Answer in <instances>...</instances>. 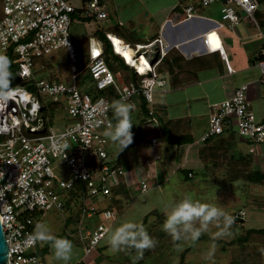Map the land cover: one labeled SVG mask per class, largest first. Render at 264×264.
<instances>
[{
    "label": "built area",
    "instance_id": "2783aa9c",
    "mask_svg": "<svg viewBox=\"0 0 264 264\" xmlns=\"http://www.w3.org/2000/svg\"><path fill=\"white\" fill-rule=\"evenodd\" d=\"M217 1L222 3L224 21L239 23L240 12H243L257 22L255 13L261 6L260 0H199L201 6ZM78 11L81 16L93 19L108 16L105 0H85L81 7L69 0H3L0 51L4 53L13 49L17 54V73L22 83H31V87L24 84L12 86H19L15 98L0 102V213L9 247V264H47L37 252L39 241L31 239L35 219L51 209L63 210L68 191H78L75 187L77 181L84 182L86 190L78 199L81 215L76 237L87 254L96 250L111 230L118 213L112 206L100 207L92 197L111 198L114 187L125 175V169L113 162L108 139L104 136L109 126L114 125L112 102L126 99V102L133 103L136 95H142L148 102L151 120L158 122L152 104L157 88L166 82L158 66L172 45L160 35L140 43L126 42L119 37V44L123 47L139 46L132 54L133 61L128 62L122 52L118 53L116 42L108 33L114 51L123 56L140 76L138 83H119L103 56L101 42L92 38L88 63L92 82L98 91L108 86L117 91L114 98L101 92L94 96L77 78V53L70 37V27L73 13ZM185 11L186 17H191L196 14V7L189 4ZM213 33L219 39L221 49L216 30L205 33V42L214 48ZM61 48L67 50L71 61V80L35 78V71L44 66L43 59ZM139 53L147 61L143 63ZM256 63L264 75V46ZM228 69H233L230 64ZM262 80L264 82V77ZM247 89V83H243L231 97L215 105L209 128L200 140L205 142L234 126L237 133L248 141V151L264 159V119L258 118L252 108ZM55 102L63 104L62 111L69 118L62 129L53 125L55 115L62 112L51 114L49 107ZM150 140L153 147L162 144L158 135ZM161 158L160 150L145 157L146 170L139 183L142 191L150 187L148 179L155 176L153 170ZM245 214L246 211L241 209L235 217L245 218Z\"/></svg>",
    "mask_w": 264,
    "mask_h": 264
},
{
    "label": "crops",
    "instance_id": "0c3cea01",
    "mask_svg": "<svg viewBox=\"0 0 264 264\" xmlns=\"http://www.w3.org/2000/svg\"><path fill=\"white\" fill-rule=\"evenodd\" d=\"M105 2L109 17L107 0ZM189 4L196 7V14L186 17L185 7ZM115 5L118 8L119 3ZM165 6L162 15L155 13L154 9L146 8L147 11L143 10L142 14L135 13L138 21L133 16L125 22L119 21L127 27H123L126 37L136 38L137 36L132 35L134 29L142 28L140 31L145 35L138 36L139 39L147 41L160 35L172 48L168 59L160 67L161 77L166 80L165 85L157 88L152 104L158 122L151 120L149 110L146 118L142 108V95H136L133 99V112L137 111L139 114L136 118L133 148L130 151L132 168L127 169L129 166L126 160L123 164V154H114V158L110 154L113 162L125 169L119 187L123 186L118 194L111 197L115 202L135 184L137 169L141 176L144 175L142 168L145 157L152 156L157 150L162 149L163 154L156 162L153 170L155 176L151 180L157 178L159 166L166 180L179 173L186 179L194 177L195 169L198 166L204 167L201 152L206 143L200 137L209 128L210 115L215 105L231 97L239 85L247 83L251 106L258 118L264 119V75L256 63L264 46V4L260 6L257 22L240 12V20L236 24L222 19V3L219 1L201 6L199 0H170ZM119 8L124 10L121 6ZM112 11L119 12L114 7ZM211 30H216L219 34L223 52L220 47H215L218 39L213 43L215 48L205 42V33ZM215 35L214 33V37ZM50 56L52 54L47 57ZM126 59L128 62L133 61L132 55L126 56ZM228 64L232 70L228 69ZM154 135L162 140L158 148L153 147L150 140ZM173 135L189 139L177 142L168 137ZM210 142L226 145L231 150L233 147L236 149L237 145L247 147V150L249 147L248 141L237 133L234 126L224 134L213 136ZM190 172L192 175H189ZM156 184L160 186L158 181Z\"/></svg>",
    "mask_w": 264,
    "mask_h": 264
},
{
    "label": "rangeland",
    "instance_id": "374dc122",
    "mask_svg": "<svg viewBox=\"0 0 264 264\" xmlns=\"http://www.w3.org/2000/svg\"><path fill=\"white\" fill-rule=\"evenodd\" d=\"M69 1L77 7L83 5V0ZM169 1L107 0L110 16L102 19H92L91 21L75 18L70 27V37L74 44L82 46L86 43L87 37L94 35L97 28L110 27L119 21L125 22L127 18L130 20L129 18L132 16L138 21L135 13L141 12L140 14H142L146 8L154 9L155 13L162 15L166 8L165 4ZM117 3H119L118 8L121 6L124 9L123 11L120 10L121 8H117L115 5ZM113 7L115 11L119 12H113ZM136 29H134L132 35L139 37L145 35L140 31L142 28ZM1 53L0 51V55ZM127 56H131V54ZM60 60V57H55V67H52L53 70L50 67L53 74H50L55 78L60 77L68 82L67 78L70 77L68 60L67 62H59ZM42 76L47 78L49 75L43 73ZM47 99L50 100V97L47 96ZM138 114L136 111L131 115L134 124L132 128L134 136ZM68 119L66 112H60L55 115L53 125L56 129H62ZM234 142L237 141L234 140ZM107 146L109 153L113 152L110 153L113 158L115 157L114 154L117 155L120 152L119 146L109 139ZM235 147L236 149L233 147L232 152L230 151L232 158L225 151L218 153L219 155L208 154L207 166L195 167L194 177L186 179L183 174L179 173L166 180L165 174L159 166L158 175L155 179L160 186L156 184L155 179H148L152 186L146 191H142L139 187L142 176L139 169H137V181L129 189V192L119 198L118 201L115 202L110 197L102 195L92 197V201L100 207L113 206L118 214L111 225V230L102 239L99 245L101 248L98 247L90 254L85 252L83 244L76 237L77 224L73 219L80 212L78 199H73L70 204H66L63 210L51 209L44 212L37 223L45 224L52 235L62 232L67 233V236L59 238H67L73 243L72 258L68 264H80V262L83 264H133L134 260L135 264H182L181 254L183 250L186 251L185 261L189 264H264L260 251V249H264V232H260L264 228V182L256 183L244 176L247 171L264 170V162H262L264 159L255 155L252 165L247 159L243 160L241 158L242 153H248L247 147L241 148L238 145ZM132 148L133 145L131 144L120 152L125 156L123 164L125 160L128 163L127 166L129 167L127 169L132 168L130 164V151ZM230 160H233L232 163ZM235 166L237 169L233 170ZM142 170L145 173L146 167L144 166ZM235 177H238V180L231 181L230 178ZM145 178L147 179V177ZM186 195L191 196L193 200L220 207L232 215L235 222L229 229L230 235L217 238L215 234L221 231L222 227L218 228L213 224L196 242H177L181 245L178 250L171 236L162 230V225L166 219L165 212ZM241 209L246 211L245 218H236V213ZM126 221L143 225L149 235L156 241L155 248L146 250L142 259H136L134 249L117 253H111L108 250L107 239L111 231ZM47 244L39 242L40 247H45ZM43 257L47 264H64L63 261L55 258L50 245Z\"/></svg>",
    "mask_w": 264,
    "mask_h": 264
},
{
    "label": "clouds",
    "instance_id": "9594fccd",
    "mask_svg": "<svg viewBox=\"0 0 264 264\" xmlns=\"http://www.w3.org/2000/svg\"><path fill=\"white\" fill-rule=\"evenodd\" d=\"M9 68V59L0 55V102L14 99V94L19 89V86L16 88L12 87V75ZM111 107L116 123L114 126H109L104 132V136L117 144L120 152H122L133 143L134 134L132 128L134 124L132 123L131 113L135 110V105L126 102V99H121L113 101ZM165 216L166 219L162 225V230L171 236L178 250L181 245L177 242H196L213 224L218 228L222 227V230L215 234L217 238L230 235L229 229L235 222V218L222 208L213 204L202 203L199 200H193L188 195L172 205L165 212ZM31 239L48 243L53 250L55 258L63 261L64 264H68L72 258V241L52 235L43 223L36 224ZM107 244L111 253L134 249L136 259H142L146 250L155 248L156 241L149 235L143 225L126 221L111 231ZM260 251L264 255V249H260ZM133 264H135V260Z\"/></svg>",
    "mask_w": 264,
    "mask_h": 264
},
{
    "label": "trees",
    "instance_id": "16d2710c",
    "mask_svg": "<svg viewBox=\"0 0 264 264\" xmlns=\"http://www.w3.org/2000/svg\"><path fill=\"white\" fill-rule=\"evenodd\" d=\"M83 1H85V0H83ZM260 1H261V5H262L264 3V0H260ZM2 4H3V0H0V17L2 16ZM259 10H260V8L256 10V13H255L256 17L259 16ZM73 18L74 19L80 18L84 21H91L93 19L92 17H89V16H81L79 11L77 13H73ZM123 27H126V26H124L123 24H121L119 22L110 26V27H106V28L105 27H103V28L99 27L95 30L94 35L86 38V43H84L82 46H80V45L77 46L73 42V44L76 48V53H77V59L75 61V64L77 65V68H78L77 78L80 81V83H82L85 86V88L87 90H89L94 96H96L98 93L101 92L102 94L108 96L109 98H114L117 95V91L114 89L113 86H108L104 90L98 91L96 89L94 83L92 82L91 74H90L89 67H88V63L90 61L89 47H90V40L92 37L96 38L97 40H99L101 42V45L103 47V56H104L107 64L111 68V70L114 72L116 79L119 83H127V82H131V81H135L138 83L140 81V76L138 73H136V71L134 70V67L131 66L130 64H128L125 61L123 56H121L120 54H118L114 51L112 43H111L107 34L112 33L118 37H121L126 42H130V43H140V42H146V41L143 39H139L138 36L136 38L133 36H127L126 37L123 33V31H124ZM61 49L55 51L52 54V56L45 57L43 59L44 66L35 71V74H34L35 78H37V79L46 78V77L42 76V74L45 73L46 75H49L47 77L48 79H51V80L62 79V80H64L63 78H60V77L55 78L53 75L51 76V74H50V73L53 74L52 70L55 67V63H54L55 57H60L61 60L59 62H61V61L67 62V60H68L69 64L68 63L67 64H68V71H70V77L67 79H68V81L71 80V61L69 59V55H68L67 50L65 48H63L62 50ZM1 55L6 56L10 61L9 71L12 75V80H11L12 86L18 85V84H24L27 87H31L30 82H23L22 83V80L17 73V69H18L17 54L13 51V49H9V50L5 51L4 53H1ZM168 57H169V52L166 54V56H164V58L159 63L158 71L160 72V74L162 73L160 67H162V65L166 62ZM50 67L51 68L53 67L52 70H50L51 69ZM49 108H50L51 114H54V113H56L58 111H62V110L64 111L63 104L60 102L51 103ZM142 108H143V112H145L146 118H147L148 110H149L148 109V102L146 101V99L144 97L142 99ZM111 118L113 120V123H116L113 110L111 111ZM224 132L221 134H224ZM168 137L171 138V140L177 141V142H183V141H186L187 139H189V138H184L182 135H177V136L173 135L171 137L170 136H168ZM212 137L208 138L205 141L206 144L202 148V152H201V156L203 158V162H204L205 167L207 166L206 163L208 162L207 161L208 154L219 155L218 153L225 151V153H229V156L232 158V155H230L231 149L226 145H219L217 143L214 144L213 142H210V139H212ZM254 156L255 155L248 152V153H242L241 158L243 160L247 159L249 161V163L252 164L253 159L255 160ZM233 160H235V159H233ZM233 160H230L231 163ZM236 160H239V159H236ZM236 169H237L236 166L233 167V170H236ZM244 176L246 179H248L250 181H254L256 183L257 182H264V170L254 169L251 171H247ZM230 179H232L231 181H234V180H238V177L230 178ZM119 185L114 187V195L118 194L119 189L123 186L122 185L119 187ZM75 187H76V189H78V191L69 190L67 193V195H68L66 198V204L67 205L70 204L73 199L74 200L79 199V197L81 196V193L85 192V190H86V184L82 181H77L75 184ZM79 211H80V209H79ZM80 215H81V211L78 212V214L76 215V218L73 219L74 221H76V224H78V222H79ZM146 217H147V215H146ZM39 218L40 217H36L35 224H37V222L39 221ZM69 218H71V217H69ZM69 218H68V220H69ZM252 231H254V230H252ZM260 232H264V228ZM54 236H56L58 238L59 237H65V236H67V233L62 232V233L54 235ZM48 247H49L48 244L45 247H40L38 245L37 246V252L43 256L46 253ZM99 248H101V247H99ZM185 254H186V251L183 250L182 254H181L182 264H189L188 262L185 261ZM262 257L264 259L263 255H262ZM80 264H83V263L80 262Z\"/></svg>",
    "mask_w": 264,
    "mask_h": 264
},
{
    "label": "water",
    "instance_id": "95a60500",
    "mask_svg": "<svg viewBox=\"0 0 264 264\" xmlns=\"http://www.w3.org/2000/svg\"><path fill=\"white\" fill-rule=\"evenodd\" d=\"M0 264H9V247L3 229L1 213H0Z\"/></svg>",
    "mask_w": 264,
    "mask_h": 264
},
{
    "label": "bare ground",
    "instance_id": "6f19581e",
    "mask_svg": "<svg viewBox=\"0 0 264 264\" xmlns=\"http://www.w3.org/2000/svg\"><path fill=\"white\" fill-rule=\"evenodd\" d=\"M112 37H113V39H114V41L116 42V48L118 49L117 51H119L118 53H120V52H122L125 56H127L128 54H133L134 52H136V50L138 49V47L139 46H137V45H128V46H126V47H123L121 44H119V42H120V40H119V38L118 37H116V36H113L112 35ZM212 37H214V33H213V35H212ZM218 38L217 37H214V40H213V42H212V44L215 42V40H217ZM219 40V39H218ZM218 43H217V45H219L220 43V41H217ZM214 45V44H213ZM215 46V47H218V46ZM214 47V46H213ZM214 47V48H215ZM139 58L141 59V61L144 63L145 61H147L146 60V58L144 57V55H142L141 53H139Z\"/></svg>",
    "mask_w": 264,
    "mask_h": 264
},
{
    "label": "snow or ice",
    "instance_id": "6c2138e0",
    "mask_svg": "<svg viewBox=\"0 0 264 264\" xmlns=\"http://www.w3.org/2000/svg\"><path fill=\"white\" fill-rule=\"evenodd\" d=\"M217 46H218V45H217ZM140 70H141V71H143L144 69H143V68H141Z\"/></svg>",
    "mask_w": 264,
    "mask_h": 264
}]
</instances>
